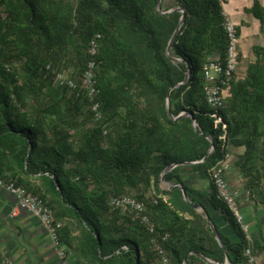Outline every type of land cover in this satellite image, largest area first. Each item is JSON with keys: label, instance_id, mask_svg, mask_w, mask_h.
<instances>
[{"label": "trees", "instance_id": "trees-1", "mask_svg": "<svg viewBox=\"0 0 264 264\" xmlns=\"http://www.w3.org/2000/svg\"><path fill=\"white\" fill-rule=\"evenodd\" d=\"M179 7L186 18L172 47L180 60H173L167 46L183 14ZM162 8L174 11L161 13L158 0H0V172L52 208L63 222L61 239L75 243L91 264H164L156 245L168 264H184L190 250L223 258L204 212L182 189L162 182L169 165L202 160L208 136L215 145L205 162L166 174L174 184L185 183L193 203L186 178H210L230 146L245 147L236 161L243 173L264 172V47H257L244 75L239 70L225 86L226 105L215 108L205 93V64L226 57L223 6L162 0ZM97 34L100 118L90 97L57 79L63 72L80 83ZM171 112L190 115L175 120ZM213 113L227 123L226 142ZM256 183L247 186L252 191ZM213 187L212 205L238 226ZM125 194L146 202L154 233L132 213L112 208V198ZM76 229L79 235L71 236ZM196 258L191 254L190 264Z\"/></svg>", "mask_w": 264, "mask_h": 264}, {"label": "crops", "instance_id": "crops-1", "mask_svg": "<svg viewBox=\"0 0 264 264\" xmlns=\"http://www.w3.org/2000/svg\"><path fill=\"white\" fill-rule=\"evenodd\" d=\"M226 6L239 26L240 38L242 34L247 33L246 28L249 23L256 29L259 27L258 32L260 29V32L264 34V21L257 17L259 14H263L264 17V0H228ZM243 24H245V30ZM259 46L262 45L257 44L254 49ZM244 151V146H230L228 152L230 167L227 178L232 187L241 189L239 198L241 212L253 236L258 259L264 264V172L261 174L254 171L256 175L250 178L241 171L236 161ZM262 164L258 162L256 167L262 170ZM251 179L258 182L256 184H259L257 186L259 188L252 187V191L248 188L247 185L251 183ZM186 180L192 188V196L196 198L195 203L204 206V209L197 210L204 212L206 218L208 216L211 218L210 225L212 223L215 226L224 243L222 246L219 242L224 248L222 259H216L197 251L208 260L196 255L197 258L193 264H249L244 255L243 232L232 223L227 214L212 205L211 201L215 191L211 179L198 173L190 175ZM163 187L169 188L165 183ZM14 212L16 214L12 215ZM79 233L78 229L72 230L71 236L77 237ZM64 235H68L67 230ZM62 241L68 251L66 261L59 255L57 246L39 218L21 209L16 195L0 186V264H65L64 262L66 264H91L80 255L75 243L69 245L64 240ZM225 250L229 252L230 261L227 260ZM218 257H220L219 254Z\"/></svg>", "mask_w": 264, "mask_h": 264}, {"label": "built area", "instance_id": "built-area-1", "mask_svg": "<svg viewBox=\"0 0 264 264\" xmlns=\"http://www.w3.org/2000/svg\"><path fill=\"white\" fill-rule=\"evenodd\" d=\"M220 5L223 6L222 15L224 17L223 25L225 33L228 39L226 57L217 61H210L205 64V73L208 80V84L205 87V93L208 102L215 108H223L226 105L225 92L229 82L233 75L240 70V58H241V45L240 34L237 29V23L233 18L231 12L227 9L228 0H218ZM101 35L97 34L89 43L90 59L88 61V67L84 74L80 78L78 83L72 76L63 72L57 74V79L60 84H68L73 90H78L79 93L84 92L92 102L91 109L96 114V118L101 117L100 102L96 100L98 88L96 86V67L97 61L95 56L99 53L98 38ZM212 116L216 118V123L223 124L224 134L221 136L223 141H227V123L223 122V118L217 113H213ZM230 163L227 159L220 161L210 171V178L214 184L217 195L227 206L232 213L234 220L243 232L245 236L244 255L249 264H262L255 250L253 236L250 232L249 226L246 223L244 216L241 212L240 196L241 190L234 188L228 181L227 172L229 170ZM0 186L6 188L8 191L16 195L18 204L21 209H25L36 217L39 218L43 226L46 228L54 244L58 248L59 255L66 261L68 260V251L63 246V241L60 236V229L63 227V222L56 220L54 211L52 208L39 196L30 192L27 188L15 184L13 181L7 180L0 172ZM111 206L113 209H118L123 213H132L136 218H140L143 223L148 227L150 233L155 232V223L146 213L147 205L143 200H139L131 194H125L123 196L113 197L111 200ZM16 212L12 213L15 215ZM169 234L164 236L166 239ZM156 248L163 256V263L168 264L169 259L164 254V250L160 245H156ZM66 264V262H64Z\"/></svg>", "mask_w": 264, "mask_h": 264}, {"label": "water", "instance_id": "water-1", "mask_svg": "<svg viewBox=\"0 0 264 264\" xmlns=\"http://www.w3.org/2000/svg\"><path fill=\"white\" fill-rule=\"evenodd\" d=\"M158 8H159V10H160L161 13H171V12L174 11V10L164 11L163 8H162V0H158ZM175 10L182 11L183 14H182V17H181L180 23H179V25L177 26V28H176L174 34L172 35V37H171V39H170V41H169V44H168V46H167V54H168V56H170L173 60H180V59H178V58L173 57V55H172V47H173V43H174V41H175L176 36L179 34V32H180V30H181V27H182V25L184 24V21H185V18H186V10H185V8H182V7L176 8ZM190 74H191V71L189 70L188 73H187V76H186L185 80L183 81L184 84L188 82ZM181 84H182V83L178 84L177 86H180ZM173 88H174V87H172V88L169 90V93H168V99H167V100H168V103H170V96H171V91L173 90ZM170 114H171V117L174 118L175 120H177V119L180 118V117H184V116H188V115H190V114L185 113V112L182 113L180 116H177V117H175V116L173 115L172 112H171ZM192 119H193V123H194V125H196V119H195V117H194L193 115H192ZM208 138L211 140V147H210L208 153L206 154V156H205L202 160H200L199 162H205V161L207 160L209 154L211 153V151L214 149V145H215V144H214L213 138H212L211 136H208ZM199 162H189V161H184V162H177V163H173V164L169 165V166L165 169V171H164V173H163V175H162V182L165 183L169 188H175V187H177V188L182 189L183 192H184L185 200H186L187 202L191 203V204L194 206V208H196V209H204V206H203V205H201V204H196V203H193V202L191 201L190 196H189V194H188V192H187V190H186V188H185V183L174 184L173 182H170V181H168V180L166 179V174H167L168 172H170V171H171L173 168H175L176 166H178V165H180V164H194V163H199ZM207 218H208V221L211 222V218H209V216H208ZM211 225H212V228H213L214 233L216 234L217 239L219 240V242L221 243V245L224 246L223 239H222L220 233L218 232V230L215 228V226H214L212 223H211ZM191 254H195V255L201 257V258L204 259V260H208L205 256H203V255L200 254L199 252H197V251H193V250H190V251L187 253V255L185 256L184 264H190V255H191ZM225 254H226L227 260L230 261V260H231V259H230V255H229V252H228L227 250H225Z\"/></svg>", "mask_w": 264, "mask_h": 264}, {"label": "rangeland", "instance_id": "rangeland-1", "mask_svg": "<svg viewBox=\"0 0 264 264\" xmlns=\"http://www.w3.org/2000/svg\"><path fill=\"white\" fill-rule=\"evenodd\" d=\"M232 16H233V14H232ZM242 26L244 28L245 24H243ZM247 27H248V28H246L247 33L242 34L241 41H240L241 51L243 49V52H242V55L240 58V73H241V75H244V73L246 72L248 64L250 62L255 61L257 58L256 57L257 56L256 51H255L256 49H254V46L257 44H260L264 47V34H262L260 32V29L258 32L259 27L256 29L254 26L251 25V23H249ZM244 30H245V28H244ZM236 188L241 190L239 187H236Z\"/></svg>", "mask_w": 264, "mask_h": 264}]
</instances>
